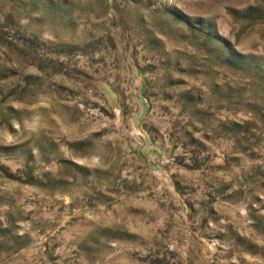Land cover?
<instances>
[{"label": "rangeland", "instance_id": "1", "mask_svg": "<svg viewBox=\"0 0 264 264\" xmlns=\"http://www.w3.org/2000/svg\"><path fill=\"white\" fill-rule=\"evenodd\" d=\"M0 264H264V0H0Z\"/></svg>", "mask_w": 264, "mask_h": 264}]
</instances>
